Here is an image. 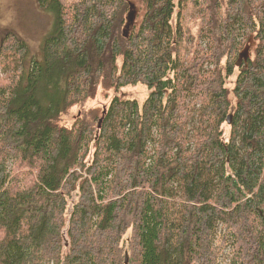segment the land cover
I'll use <instances>...</instances> for the list:
<instances>
[{
    "label": "trees",
    "instance_id": "trees-1",
    "mask_svg": "<svg viewBox=\"0 0 264 264\" xmlns=\"http://www.w3.org/2000/svg\"><path fill=\"white\" fill-rule=\"evenodd\" d=\"M38 3L42 58L0 43V264H264V0Z\"/></svg>",
    "mask_w": 264,
    "mask_h": 264
},
{
    "label": "rangeland",
    "instance_id": "rangeland-1",
    "mask_svg": "<svg viewBox=\"0 0 264 264\" xmlns=\"http://www.w3.org/2000/svg\"><path fill=\"white\" fill-rule=\"evenodd\" d=\"M181 18L187 33V41L183 43L184 51L186 52V49L193 51L198 42L196 36L204 24L200 18V11L190 9L189 3L188 10L182 12ZM53 27V12L51 9L42 8L38 0H0V43L7 34H14L26 42L32 56L35 55L41 59L42 46L47 36L52 33ZM201 43L204 46L203 40ZM28 57L32 58L30 54ZM9 74V67L4 69L0 66V77ZM119 94L123 97L138 99L140 103H143L149 95V89L146 85L138 83L122 87ZM72 117L73 115L70 116L69 121L73 120Z\"/></svg>",
    "mask_w": 264,
    "mask_h": 264
},
{
    "label": "water",
    "instance_id": "water-1",
    "mask_svg": "<svg viewBox=\"0 0 264 264\" xmlns=\"http://www.w3.org/2000/svg\"><path fill=\"white\" fill-rule=\"evenodd\" d=\"M246 55H247V50H243V51H241V53H240V55H239V57H238V61L236 62V64H237L238 66L241 65L242 58L245 57ZM102 119H103V115L101 116V118H100L99 121H98V128L101 127ZM228 121H230V118L228 119Z\"/></svg>",
    "mask_w": 264,
    "mask_h": 264
}]
</instances>
